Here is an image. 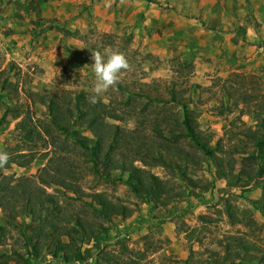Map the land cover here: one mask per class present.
Here are the masks:
<instances>
[{"label": "rangeland", "instance_id": "obj_1", "mask_svg": "<svg viewBox=\"0 0 264 264\" xmlns=\"http://www.w3.org/2000/svg\"><path fill=\"white\" fill-rule=\"evenodd\" d=\"M67 2L73 5V13L58 7L54 17L36 21L32 32L36 44L31 45L38 51L35 60L29 59L31 52L21 55L0 45V150L32 157L24 167L11 163L6 172L35 179L49 159L62 161L73 169L85 193L101 192L132 210L128 218L102 221L84 204L88 198L70 205L86 222H101L105 228L90 244L94 264H264V116L257 114L264 115V66H257L264 60L259 54L264 51L261 10L250 5L247 26L240 31L243 41H250L241 53L245 66L226 73L224 64L217 65L199 49L165 48L157 38L162 36L161 30L149 28L145 15L139 14L143 7L138 1L121 4L115 0L109 2L110 7L106 3L90 8L83 0ZM31 3V9H36V2ZM247 29L259 40L247 34ZM43 33L50 45H44ZM110 50L123 53L131 65L114 90L97 97L119 115V120L110 123L147 136L158 127L169 136L180 127L178 103H183L198 136L216 148L225 167L253 176L249 185L228 188L224 179L216 177L210 160L198 169H187L201 189L181 187L167 169L155 167L154 174L178 186L170 194L169 204L151 203L129 191L124 173L93 172L91 164L71 149L23 141L18 122L26 119L39 126L49 121L44 97L67 103L75 94L82 99L92 94V52ZM4 81L5 89L1 86ZM84 135L90 137L88 132ZM257 142H261L260 155ZM206 184L209 187L203 191ZM46 190L58 193L55 191L61 189L51 185ZM174 193L180 196L173 197ZM2 219L0 211V264H15L13 254L25 252L23 242ZM32 261L60 264V259L49 261L47 255Z\"/></svg>", "mask_w": 264, "mask_h": 264}, {"label": "trees", "instance_id": "obj_2", "mask_svg": "<svg viewBox=\"0 0 264 264\" xmlns=\"http://www.w3.org/2000/svg\"><path fill=\"white\" fill-rule=\"evenodd\" d=\"M5 84L6 81L1 82L3 89ZM42 103L49 121L39 126L30 125L26 119L18 122L16 128L23 141L33 144L46 142L56 149H71L76 157L91 164L93 172L124 173L129 191L148 202L169 204L170 194L178 186L154 174L151 170L155 167L167 169L181 187L191 190L201 189V186L197 179L188 175L187 169H198L207 160L212 162L216 177L224 179L228 188L246 187L253 179L244 170L234 173L232 167L223 165L215 153L216 148H211L196 133L183 103H178L182 118L180 127L173 134L171 130L169 136L163 135L158 127L147 136L110 123L109 120H119L116 111L100 101L89 103L79 94L69 98L67 103L53 97H44ZM84 132H88L90 137H86ZM66 139L70 142L67 143ZM260 145L261 142L255 145L259 155L262 152ZM0 151L7 152L6 149ZM8 154V164L0 169V211L2 223L13 227L23 242L25 252L13 254L15 264H33V258L43 255L60 259L65 264L84 263L92 258L93 246L90 244L105 228L101 222H86L70 207L73 202H83L88 198L90 201L84 204L102 221H109L112 217L128 218L132 213L129 207L112 201L101 192L85 193L73 169L62 161L49 159L35 179L8 174L6 171L11 163L24 167L32 160L28 154ZM51 185L60 188L55 192L66 197L62 199L58 193L47 192L46 188ZM208 185H204L202 190H207ZM179 196L180 193L173 195ZM2 228L0 224V230Z\"/></svg>", "mask_w": 264, "mask_h": 264}, {"label": "crops", "instance_id": "obj_3", "mask_svg": "<svg viewBox=\"0 0 264 264\" xmlns=\"http://www.w3.org/2000/svg\"><path fill=\"white\" fill-rule=\"evenodd\" d=\"M33 0H0V45L18 50L21 55L31 52L29 59H36L37 50L32 32L40 18H51L56 9L74 12L73 5L67 0H34L36 9H31ZM86 6H101L115 0H83ZM120 1V0H119ZM138 1L143 9L148 27L160 29L162 36L157 37L165 48L199 49L206 57L212 58L217 65L224 64L226 73L240 70L245 66L243 47H248L249 39L243 41L242 27L247 26L245 17L250 5L264 15V0H125ZM60 4V5H58ZM105 6V5H103ZM87 11H89L87 9ZM149 22V23H148ZM241 27V28H240ZM42 28V27H41ZM39 28V29H41ZM241 31V32H240ZM247 34L255 41L259 36L247 29ZM245 34V37L248 36ZM44 45L51 40L43 33ZM49 38V37H48ZM44 45L42 46L44 48ZM262 48L259 47V50ZM260 55H264L259 51ZM41 55H44L42 53ZM264 66V60L258 63ZM60 264H65L60 260ZM82 264V263H79Z\"/></svg>", "mask_w": 264, "mask_h": 264}, {"label": "clouds", "instance_id": "obj_4", "mask_svg": "<svg viewBox=\"0 0 264 264\" xmlns=\"http://www.w3.org/2000/svg\"><path fill=\"white\" fill-rule=\"evenodd\" d=\"M124 2L125 0H120L121 4ZM108 6L110 7L111 4ZM91 59L94 61L91 68L95 76V84L91 90L92 94L87 99L89 103L95 104L97 97L117 87L121 76L131 70V65L123 53L115 50L107 51L105 54L94 51ZM9 159L10 156L7 152L0 151V169L5 168ZM94 259V257L89 258L87 264H94ZM49 261H52L51 257H49ZM76 264L79 262L77 261Z\"/></svg>", "mask_w": 264, "mask_h": 264}]
</instances>
